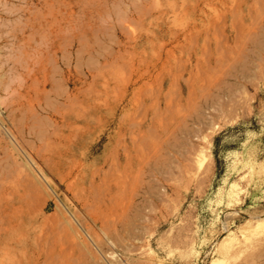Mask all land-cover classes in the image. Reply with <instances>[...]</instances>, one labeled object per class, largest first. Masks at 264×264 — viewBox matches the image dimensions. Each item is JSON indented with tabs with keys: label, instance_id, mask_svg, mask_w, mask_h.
Here are the masks:
<instances>
[{
	"label": "rangeland",
	"instance_id": "rangeland-1",
	"mask_svg": "<svg viewBox=\"0 0 264 264\" xmlns=\"http://www.w3.org/2000/svg\"><path fill=\"white\" fill-rule=\"evenodd\" d=\"M0 264H264V0H0Z\"/></svg>",
	"mask_w": 264,
	"mask_h": 264
},
{
	"label": "bare ground",
	"instance_id": "bare-ground-1",
	"mask_svg": "<svg viewBox=\"0 0 264 264\" xmlns=\"http://www.w3.org/2000/svg\"><path fill=\"white\" fill-rule=\"evenodd\" d=\"M216 48L217 47H215V49ZM191 76L193 78L194 74H192ZM176 86L177 85L175 84V87ZM184 88H185L184 87V84L181 81H178V89H176V90H178V92H179V96L178 97H179L180 102H183L185 100L186 101H189V99L191 100L190 95L189 96H185L184 95ZM172 90H173V88H172ZM229 90H232V88L229 89ZM232 91H230V92H232ZM224 94H226V93H224ZM231 94L232 93H229L228 96L230 95L233 98L234 95L232 94L233 95L232 96ZM219 95L221 97V94L220 93H219ZM231 97L228 100V102L229 101H232L230 103L235 102L234 100L231 99ZM226 98H228V97L226 96ZM226 100L224 99V102L227 103ZM226 103L225 104L222 103L221 109H223V110L226 109V107H227L226 105H228ZM233 104H235V103H233ZM233 104L232 105L230 104V106H233ZM229 107H228L229 110L231 108H233V107H230V108ZM228 109H227V111H228ZM224 111L226 112V110H224ZM225 112H223L224 115L226 114ZM229 112H232V109ZM233 112H234V110H233ZM235 112H236V110H235ZM229 114L230 115L232 114L231 116L229 115V117H232L233 118V116H235V114L233 115V113H229ZM180 117H181L180 114H175L174 113V115H172V120H169V121H167L164 124H161V127H158V129H161L164 133H168L169 131H178L179 129L182 130V131L185 130L189 134L190 140L193 141L194 140L193 139V136H197V128H196V126L194 125L193 127H190V123L187 121V119H185L187 117L184 116L185 117V118L183 117L184 120L182 118H181L182 119L181 120ZM207 117L208 116H207L206 113H204V112L201 113L200 112V114H198V121L200 122L201 120H204ZM152 119H150L149 131L155 130L154 127H153V125H152V122L155 121L154 120L155 119V116L152 117ZM174 121H175V123H174ZM120 145H121V150L119 151L118 157H116L117 160H118V165H119L120 173H119L118 176H116V178L114 179V182L111 184L110 190H114L115 189V190L119 191V190H122L123 188H126L128 186V184H129V174H128L129 171L130 172L137 171L141 175L142 174H145V166L147 164H149V162L151 160V157L154 156V155H158L159 152H160V148L157 147V143H155V145H153L152 147H149L150 150H142L139 147L138 141H137V139H136V137L134 135H131L129 139L126 136V134L122 135L121 144ZM207 151H206V157L208 155H210V153H208ZM206 161H208V160H206ZM210 162L211 161H209V163ZM200 179H199V181H200ZM104 180H105V177H100V176L99 177H95V178H93V179L90 180V186H89V188L87 190L88 193H89V196H94L95 193H96V191L101 189L102 182ZM164 189H165L164 190V192H165L166 191V188H164ZM160 191H159V193H160ZM164 194H166V193H163V195ZM31 253H32L31 252V249H29V248L25 249L24 252H23V254H25L26 257H27L28 263H30V262H32L34 260V257H33V255Z\"/></svg>",
	"mask_w": 264,
	"mask_h": 264
}]
</instances>
